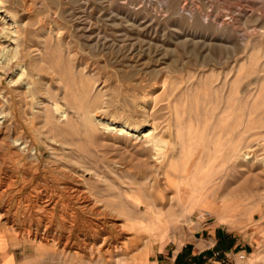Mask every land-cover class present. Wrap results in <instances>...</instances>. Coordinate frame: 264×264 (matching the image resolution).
Here are the masks:
<instances>
[{
  "label": "rangeland",
  "instance_id": "rangeland-1",
  "mask_svg": "<svg viewBox=\"0 0 264 264\" xmlns=\"http://www.w3.org/2000/svg\"><path fill=\"white\" fill-rule=\"evenodd\" d=\"M217 228L212 262L264 264V0H0V264Z\"/></svg>",
  "mask_w": 264,
  "mask_h": 264
},
{
  "label": "crops",
  "instance_id": "crops-1",
  "mask_svg": "<svg viewBox=\"0 0 264 264\" xmlns=\"http://www.w3.org/2000/svg\"><path fill=\"white\" fill-rule=\"evenodd\" d=\"M209 236L202 239L192 235L186 241L188 245H183L176 251H158L152 255L154 257L151 260L149 258L151 254H149L143 264H216L210 260L213 250L223 251L241 248L239 242L234 240V236L222 229L217 228L210 231Z\"/></svg>",
  "mask_w": 264,
  "mask_h": 264
},
{
  "label": "bare ground",
  "instance_id": "bare-ground-1",
  "mask_svg": "<svg viewBox=\"0 0 264 264\" xmlns=\"http://www.w3.org/2000/svg\"><path fill=\"white\" fill-rule=\"evenodd\" d=\"M140 107V106H139ZM142 108V107H141ZM142 110V109H141ZM146 121V120H145ZM148 125V120H147V123L146 124H144L143 125V127H140V128H138V130L137 131H139V130H141V129H144L146 126ZM250 129L252 128V127H249ZM251 135V134H250ZM240 141V140H239ZM236 143V142H235ZM233 144V143H232ZM235 145H237V144H235ZM238 145H239V143H238ZM243 145V144H242ZM232 147H233V145H231ZM235 148V147H234ZM239 148V147H238ZM242 148H243V146H242ZM241 148V149H242ZM233 149V148H232ZM233 153V152H232ZM231 154V153H230ZM237 154V153H236ZM234 156V155H233ZM246 158V157H245ZM248 158V157H247ZM250 158V157H249ZM209 177V176H208ZM70 190H72V192H71V197L72 198H75L77 201H80V205H83V204H87V201H85V199L81 196V191L79 190V187L78 186H73ZM87 200V199H86ZM53 202H49V201H47V203H46V208H50V209H52L53 208ZM45 224H46V222H45ZM46 227V226H45ZM36 235V234H35ZM53 237V236H52ZM45 239V238H44ZM104 243V242H103ZM103 245V244H102Z\"/></svg>",
  "mask_w": 264,
  "mask_h": 264
}]
</instances>
